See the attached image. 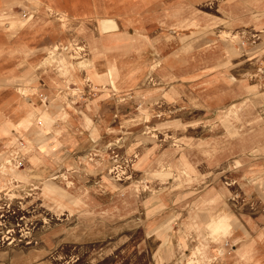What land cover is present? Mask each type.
I'll return each instance as SVG.
<instances>
[{
    "label": "rangeland",
    "instance_id": "rangeland-1",
    "mask_svg": "<svg viewBox=\"0 0 264 264\" xmlns=\"http://www.w3.org/2000/svg\"><path fill=\"white\" fill-rule=\"evenodd\" d=\"M199 3L0 0V264H264V25Z\"/></svg>",
    "mask_w": 264,
    "mask_h": 264
},
{
    "label": "crops",
    "instance_id": "crops-1",
    "mask_svg": "<svg viewBox=\"0 0 264 264\" xmlns=\"http://www.w3.org/2000/svg\"><path fill=\"white\" fill-rule=\"evenodd\" d=\"M198 1H205L206 4L210 3V6L214 4L215 6H212L213 12H217V14L220 12L221 16L226 17V24H229L232 30L234 28V19L236 17L234 7H238L240 9H243V7L246 8L245 11H248V16L254 18V21L251 20L250 24L256 27L264 25V0H67L68 3H72V6L82 4V2L83 8H86L87 6L88 8H93L94 6L93 9L97 12L92 14L90 13L91 15L118 16L122 15V13H118L116 11L130 8L134 10V16L151 18L161 17L164 22L166 18L168 19L166 21L167 24L170 23L169 19L173 16L182 18L184 16H190L194 11H196L194 14L196 17H203L202 15L206 13L199 9L201 5ZM87 2H89V4H85ZM90 2H93V4L91 5ZM199 10L201 14H199ZM200 27H202V25H200ZM260 31H263V29H260ZM199 45L200 44H197L196 46ZM263 49L264 48H260V50ZM260 55H262V52H259V56ZM58 116L59 115L56 113H54L53 116L50 115V113H45L42 117L38 118V122L39 124L46 126V128H49L48 125L50 124V121H52V119L57 120ZM25 122L26 121L24 120L20 123H12L11 126L1 127L0 136L7 137V129H9L10 132H13V130L17 132L25 131L28 125L25 124ZM53 124H51L50 128H52ZM57 147L56 149L61 151L64 148V144L58 140ZM58 160L61 159L59 158Z\"/></svg>",
    "mask_w": 264,
    "mask_h": 264
},
{
    "label": "bare ground",
    "instance_id": "bare-ground-1",
    "mask_svg": "<svg viewBox=\"0 0 264 264\" xmlns=\"http://www.w3.org/2000/svg\"><path fill=\"white\" fill-rule=\"evenodd\" d=\"M107 28V27H106ZM108 29V28H107Z\"/></svg>",
    "mask_w": 264,
    "mask_h": 264
}]
</instances>
